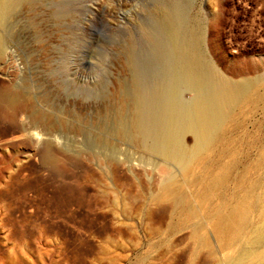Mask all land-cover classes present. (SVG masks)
<instances>
[{
	"label": "rangeland",
	"instance_id": "1",
	"mask_svg": "<svg viewBox=\"0 0 264 264\" xmlns=\"http://www.w3.org/2000/svg\"><path fill=\"white\" fill-rule=\"evenodd\" d=\"M7 1L11 10L0 21V264H233L257 223L264 189V0ZM174 5L199 37L202 62L247 92L189 173L170 166L173 177H166L158 157L116 129L127 128L134 101L158 87L164 66L155 43ZM13 94L10 107L5 98ZM180 98L192 99L183 89ZM184 143L193 145L190 134ZM161 184L183 198L178 207L151 201ZM249 192L244 237L220 244L210 225ZM188 207L197 209L194 217ZM195 226L197 238H190ZM204 235L218 254L199 248Z\"/></svg>",
	"mask_w": 264,
	"mask_h": 264
},
{
	"label": "bare ground",
	"instance_id": "2",
	"mask_svg": "<svg viewBox=\"0 0 264 264\" xmlns=\"http://www.w3.org/2000/svg\"><path fill=\"white\" fill-rule=\"evenodd\" d=\"M10 10L11 8L9 2L7 0H1L0 21H2L4 17L9 14ZM164 14V36L161 41H156L155 43V47L157 48L156 50L160 52V61L164 66V74L159 80L157 89L155 91L153 89V92L151 90L149 97L146 96V98H142L141 96L140 98L138 96L141 100H138L136 98L137 100L134 101L131 117H129L130 120L126 125L127 128L121 126L116 129V132L117 134L121 135V137H127L132 142L138 144L141 148L150 153V155L153 153L156 157L159 158V160L162 161V163H164V169L162 170L164 171L163 174L166 175V177H173V173L169 169L170 166L177 167L183 173L187 174L195 164V161L201 155H203L202 153L214 146L217 139L221 137L219 136L220 128L227 119L229 112L233 109L234 106H236L235 104L240 100V98L244 97V93H246L247 90L239 85L232 84L228 80L220 77L218 74L213 72L204 62H202L199 51L197 49V45H199V37H197V33H195V31L188 30L189 28H187L185 10L182 7L174 5L172 8L167 9ZM3 46L4 42L0 39V52L2 51ZM182 89L190 92L192 97L190 102H184L180 98V91ZM17 98L18 97L14 96L13 94L9 95L5 99L8 102V105H10V107H13L17 102ZM244 101L247 102L246 99H244ZM238 107H240V105ZM119 112H123V107L120 108ZM230 119L233 120L234 118L232 117L229 118V120ZM120 120H122V118ZM227 125L225 126L228 127ZM222 128L225 127L222 126ZM186 133L190 134L193 138V145L191 147H188V145L186 146V143H184V135ZM43 156L45 157V159L47 158V160L51 159L48 141L44 143ZM148 162L149 160L147 161V163ZM149 163H152V161L150 160ZM220 176V180L223 179L224 176ZM209 184L210 183H208V185ZM182 185L184 186V183ZM161 186L163 185L161 184ZM214 186L211 187V190L214 188ZM168 188L169 187H167V185H164L162 188H160L159 192L151 198V201L154 203L170 201L176 206L175 203H177V199L180 200V196H176V193H172L173 191H169ZM188 198L186 200H188ZM182 199L183 198H181V200ZM250 201L251 193L249 192L243 198H241L238 203V207H234L220 219H217L213 223L211 222L212 224L210 225V231L214 235V238L217 240V242L226 246V244L236 243L239 238H241L242 236L244 237L242 232L243 224L246 222L245 205L248 206L250 204ZM256 201L258 205V213H255L257 214V217L255 216L256 218L254 219H256L257 223L252 226L250 231L247 230L249 231V234H247L245 240L241 242L243 246H241L239 250H237L235 260H233L235 264H253L254 262H259L264 256V189L259 196L257 195ZM193 202L195 201L193 200ZM179 204L180 202L178 203V205ZM204 206L206 208V204ZM221 208L223 207L220 206V208L218 209L222 211ZM187 210L189 217H194L196 215L195 210L197 209L188 207ZM221 213H223V211ZM206 224L209 225L208 220ZM198 230V226L193 227L191 229L190 238H197ZM199 246V248L207 249L211 255H213L211 252L215 251V249L212 250L210 242L205 235L199 240ZM215 253L217 252L215 251ZM215 253L214 256L216 255ZM263 260L264 259H262V261Z\"/></svg>",
	"mask_w": 264,
	"mask_h": 264
},
{
	"label": "crops",
	"instance_id": "3",
	"mask_svg": "<svg viewBox=\"0 0 264 264\" xmlns=\"http://www.w3.org/2000/svg\"><path fill=\"white\" fill-rule=\"evenodd\" d=\"M197 256H195L194 258H196Z\"/></svg>",
	"mask_w": 264,
	"mask_h": 264
}]
</instances>
